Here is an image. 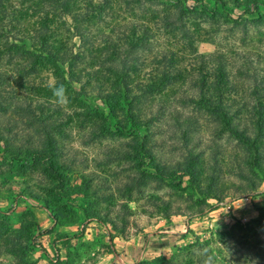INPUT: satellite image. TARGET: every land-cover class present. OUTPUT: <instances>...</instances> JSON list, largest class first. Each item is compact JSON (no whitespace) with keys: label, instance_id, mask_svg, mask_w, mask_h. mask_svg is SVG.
<instances>
[{"label":"rangeland","instance_id":"obj_1","mask_svg":"<svg viewBox=\"0 0 264 264\" xmlns=\"http://www.w3.org/2000/svg\"><path fill=\"white\" fill-rule=\"evenodd\" d=\"M0 1V93L64 118L53 133L62 151L53 172L0 147V264H264V170L252 158L245 164L247 149L229 132L215 137L208 106L218 104L212 83L222 64L225 110L245 117L240 103L264 95V0H70L68 15L43 0ZM124 40L134 45L128 53ZM61 84L64 104L53 96ZM5 104V139L35 145ZM159 108L197 124L203 178L218 155L220 199L192 190L181 174L161 181L150 160L126 157L138 139L152 142L162 164L179 159L169 137L176 120ZM176 211L183 215L167 217Z\"/></svg>","mask_w":264,"mask_h":264},{"label":"trees","instance_id":"obj_2","mask_svg":"<svg viewBox=\"0 0 264 264\" xmlns=\"http://www.w3.org/2000/svg\"><path fill=\"white\" fill-rule=\"evenodd\" d=\"M257 2V1H256ZM67 3H70V0H43L44 5H50L51 8L62 10L65 15H68V12L71 11L70 6ZM60 8V9H59ZM6 7L2 1H0V21H4L3 17L5 16ZM78 27H75L77 30ZM137 26H133L130 30L132 35L137 34ZM121 36L129 42H132L131 38L128 37V31L125 29H121ZM124 40V41H125ZM124 42L125 45H119V47L128 46L131 43ZM130 47V49H129ZM126 49V53L130 50L134 49V45H129ZM12 52V51H11ZM114 54H119L116 51H113ZM126 53L124 55H126ZM49 56L53 59H57L58 57L54 54H49ZM113 57H117L113 55ZM126 61L128 57L123 58ZM115 70V69H113ZM114 71L117 76L120 77V72ZM171 78L170 73L166 70V73L162 76L163 80H169ZM216 81L213 85L212 89L217 95L218 104L212 102L209 106L211 118L215 121L214 123L217 125L214 129V135L216 138H223V132H229L232 136L237 138L240 142H242L246 149L248 156L245 158V164L250 165V159L254 161V169L259 168L264 170V95H258V93L251 94L252 99L249 101L250 103H240L243 105V109L246 110V116L243 117V111L234 112L235 109L225 110L226 106L223 102V86L226 80H228V76L226 74V70L224 69L223 64L218 68V72L215 74ZM1 82V79H0ZM206 91V83L202 84L200 92L204 94ZM209 93V91H206ZM205 98V96L202 95ZM8 102V105L14 107L16 109L15 113L17 117L24 122V126L26 128H30L32 133L26 134L27 136L31 134L36 139V143L33 146L38 147H19L14 146L9 140L5 139L6 137L0 131V147L3 149V154L9 155L11 154L12 159L17 162H24L26 164L35 166L36 164H40L45 166L47 169H50L53 172L52 168L55 167L54 163L56 162L57 156L62 153L61 149L57 146L55 135L61 134L60 130L64 124V118H53L55 111H52V108L55 107L46 105L44 103H39L38 107H31L28 105L26 101L20 100L17 98L16 93L13 92H3L0 93V108L1 106ZM57 108V107H56ZM174 113H176L175 109H172ZM158 112L160 116L165 115V109L159 108ZM7 113V112H5ZM169 116L176 120L175 126L171 131L172 134L169 136L170 139L177 140L178 143H173L172 147L175 148L176 154H180L179 159H174L169 163H161L160 160H157L156 156L153 153L154 145H150L152 143L149 142H139L138 139H133V141L129 144V153L126 157L133 158L136 162L139 161H147L150 160L152 165V169L155 168V175L158 176L161 181L165 179L173 180L178 175L183 177H189L192 184V190H198L202 194H205V198H219V195L216 194V189L218 188V180L222 176V171L219 166V157L215 153L212 155V165L210 166V173L206 177H202V173L197 169L198 161L201 158V153L194 148L197 145H200L202 142L201 136L198 134L197 124L193 122L192 119H181L183 121L178 120L177 116L172 115L171 112H168ZM166 113V114H168ZM179 113V112H178ZM177 115V114H176ZM179 115V114H178ZM46 116V117H45ZM52 118V119H51ZM11 118L6 116L2 121H6ZM18 120V119H17ZM10 121V120H9ZM12 122V121H10ZM20 131L22 129H19ZM194 132V133H192ZM219 134V135H218ZM20 136V135H19ZM200 139V141H196ZM153 146V147H152ZM148 148V149H147ZM164 149V148H163ZM182 152V155H181ZM135 154V155H133ZM177 155V156H178ZM146 158V159H145ZM183 159V160H182ZM161 163V164H160ZM141 168V167H140ZM143 168V167H142ZM142 168L140 170H142ZM238 175L240 178L247 180L251 184V190H255L257 185H254L252 175H246L244 173V168L242 164L237 165ZM144 176H153L150 171L142 172ZM255 174V171L252 173ZM251 176V177H250ZM256 178L258 175H255ZM134 184V183H133ZM135 183L134 185H136ZM245 189L240 190L243 192ZM220 199V198H219ZM203 207H197L195 212L202 213L205 209V200ZM199 205V206H202ZM174 215H183L181 211H176V213H169L167 217Z\"/></svg>","mask_w":264,"mask_h":264},{"label":"clouds","instance_id":"obj_3","mask_svg":"<svg viewBox=\"0 0 264 264\" xmlns=\"http://www.w3.org/2000/svg\"><path fill=\"white\" fill-rule=\"evenodd\" d=\"M53 96L57 98L59 104H64L67 101L66 89L61 84L53 89ZM207 264V262H205Z\"/></svg>","mask_w":264,"mask_h":264},{"label":"built area","instance_id":"obj_4","mask_svg":"<svg viewBox=\"0 0 264 264\" xmlns=\"http://www.w3.org/2000/svg\"><path fill=\"white\" fill-rule=\"evenodd\" d=\"M249 199V198H248Z\"/></svg>","mask_w":264,"mask_h":264}]
</instances>
